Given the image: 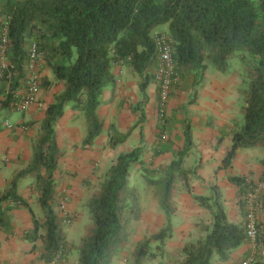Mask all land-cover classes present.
<instances>
[{"label": "trees", "instance_id": "obj_1", "mask_svg": "<svg viewBox=\"0 0 264 264\" xmlns=\"http://www.w3.org/2000/svg\"><path fill=\"white\" fill-rule=\"evenodd\" d=\"M6 18L8 70L0 83V116L16 109L21 102L16 91L25 89L30 43L36 44L53 82L63 87L53 95L38 122L28 163L0 193V231H11L10 212L18 208L28 211L32 229L23 239L33 247L41 242L39 259L43 264L61 263L66 246L60 219L53 210L54 173L59 159L56 124L67 106L79 110L86 125L82 146H91L102 132L103 123L97 115L102 93L113 84L112 70L121 62L138 76L140 100L129 107L136 117L133 126L125 134L111 130L107 147L116 148L137 127L141 135L144 107L148 103L146 90L150 83L156 84L157 59L152 37L156 32L166 34L170 40L179 78L176 88L183 86L189 91L185 106L195 103L208 65L224 74L231 71L232 61L241 64L237 90L239 118L232 122L228 132L230 145L217 171L230 169L239 150L258 149L264 154V0H0V25ZM162 26L166 27L165 32L159 31ZM53 82L41 77L39 90L47 91ZM183 137L182 151L162 168L142 165L143 146L116 156L97 191L88 199L91 228L80 240L76 264H111L127 246L131 224L141 218L139 191L128 180L129 170L136 165L144 187L154 191L165 220L155 233L136 244L128 264H147L157 259L159 264L165 260L169 264H211L213 256L224 263L232 251L247 242L243 221L227 219L222 195L215 185L209 195L192 193L188 182L197 167H181L191 145L187 119ZM23 179L34 184L41 218H35L28 203L17 193ZM177 181L196 205L208 211L211 221L199 225L202 237L186 241L169 254L164 244L172 237L171 219L176 213L172 194ZM229 181L239 187L240 197L246 192L244 178L229 177ZM260 234L264 243L261 230ZM253 264H264V258Z\"/></svg>", "mask_w": 264, "mask_h": 264}, {"label": "crops", "instance_id": "obj_2", "mask_svg": "<svg viewBox=\"0 0 264 264\" xmlns=\"http://www.w3.org/2000/svg\"><path fill=\"white\" fill-rule=\"evenodd\" d=\"M112 74L114 82L103 91L102 104L97 109V115L103 123L102 132L91 146H82L86 125L79 110L67 106L56 124L59 159L54 173L56 186L53 210L59 219L60 211L68 213L73 217L72 220L78 219L77 208L83 200L88 201L116 156L121 153L143 146L144 151L141 156L143 166L158 169L168 165L184 148V120L187 119L191 145L183 156L181 167L186 165L191 168L188 170L197 167L195 175L190 177L188 182L192 193L206 196L210 194V188L215 185L222 195L227 219L232 222H242L243 211L240 199L243 195L240 197L239 187L230 183L229 177L261 180L264 177V154L255 149L239 150L230 169L217 171L230 145L228 132L232 128V122L239 118L237 93L240 84L239 72L234 70L222 74L215 71L204 75V84L198 89L195 103L187 106L185 105L189 99V91L185 96L187 101L186 99L183 101L180 88H174L167 102L164 124L157 117V83H152V95L148 96V103L144 107L145 123L141 128V135L137 127L122 144L110 149L107 147V142L111 130L125 134L133 126L136 117L129 107L140 100L139 78L129 67H114ZM41 77L53 82L51 74L43 64ZM62 89L61 83L53 82L47 91L39 90L34 104L18 106L10 110L12 114H18L19 119L15 126L12 125L9 129L2 124L0 193L6 189L12 176L24 169L28 163L35 133L33 128L37 129L38 122L43 119L53 95L59 94ZM24 90L16 91V95L21 96ZM30 122L36 123L32 127H27L26 124ZM162 134H166L164 139L161 137ZM220 137L223 139L218 144ZM138 168L139 165L134 166L133 171L140 177ZM23 180H27L28 183L19 181L17 193L28 203L33 212L32 205L37 204L34 184L30 179ZM177 182L180 186L176 189L175 184L172 194V202L176 208V213L171 219L174 220L172 237L164 244V249L169 254L179 250L186 241L192 240L190 237L194 233L196 224L201 220H211V215L196 205L190 195L184 191L181 182ZM153 201L152 204L148 203L143 207L144 209L142 208L140 222L145 224L147 220H160V225L163 226L165 218L159 211L155 198ZM33 214L35 218H41V213L33 212ZM9 218L12 223L11 231L9 233L0 231V264H42L39 259L41 242L39 244L37 241L33 247L34 244L23 239L24 234L32 229V218L28 211L22 208L15 209L9 213ZM257 220L259 229L264 235V210L257 214ZM250 251L251 246L246 242L232 251L226 262H219L215 256L211 259V264H237L245 259ZM164 264L169 263L165 260Z\"/></svg>", "mask_w": 264, "mask_h": 264}, {"label": "built area", "instance_id": "obj_3", "mask_svg": "<svg viewBox=\"0 0 264 264\" xmlns=\"http://www.w3.org/2000/svg\"><path fill=\"white\" fill-rule=\"evenodd\" d=\"M26 1V0H18ZM8 20L6 18L0 25V83L4 79L8 70L7 50H8ZM157 59L155 70V79L158 89V120L164 124L166 105L171 91L176 88L179 78L175 71V64L171 56V46L168 36L164 33L156 32L152 35ZM43 64L42 55L38 52L35 43H30L27 49V60L25 63V91L20 96L21 102L18 106H29L34 104L39 93L41 81V66ZM122 66L117 62L114 67ZM4 127L11 128L6 121ZM162 139L165 134H162ZM247 185L246 192L242 196L245 219L243 222L245 237L247 243L251 246L250 254L240 260L237 264H253L258 258H264V243L260 237L258 228L257 214L263 211L264 203V177L259 181H253L251 178L245 179ZM60 220L63 225H70L71 218L68 213L60 211Z\"/></svg>", "mask_w": 264, "mask_h": 264}, {"label": "rangeland", "instance_id": "obj_4", "mask_svg": "<svg viewBox=\"0 0 264 264\" xmlns=\"http://www.w3.org/2000/svg\"><path fill=\"white\" fill-rule=\"evenodd\" d=\"M159 31L165 32L166 27L165 26L160 27ZM240 67H241V64H239V62L237 63V60L231 62V71L237 70V72H239L238 69ZM214 72H215L214 68L211 65H208L207 70H206L204 75H209V74H212ZM205 80H206V77H205ZM151 84L152 83H150L149 86L147 87V91H146L147 96L152 95ZM203 84H204V78L201 82V85H203ZM180 90H181L180 95L182 98H184L183 101H185V99L187 101V98L185 97V96H187V89L183 88V86H180ZM166 107H167V105H166ZM18 119H19L18 114H16V113L12 114L11 111H4V112H2V114L0 116L1 126H2V124L4 126L5 120L8 121L10 126H12V125L15 126L16 122H18ZM84 125H85V122H84ZM33 131H35V133L33 135V138H34L35 134H36V129L33 128ZM165 136H166V134H165ZM253 150L254 149H252V151ZM249 151H251V150H249ZM256 151H260V150L257 149ZM182 169L188 170L191 168L185 165L182 167ZM101 180H102V178H101ZM128 180H129L130 186H134L139 191V193H138L139 194V202H140V207H141V212H142V208L145 205H147L148 203L152 204L154 202L153 201L154 191L151 188L146 189L144 187L143 178L135 175V173L133 171V167H131V169L129 170ZM22 181H25L26 183H28L27 180H22ZM99 184L97 186V189L99 187ZM179 186L180 185L177 182L176 186H175L176 189L179 188ZM97 189L95 190V192L97 191ZM208 195H209V193H208ZM87 202H88L87 200L86 201L83 200L81 205L77 208L76 211L79 214L77 220H72L73 217L70 216V218H71V224L70 225H63L61 223V231H62L63 237L65 238L66 246H65V250H64V255L62 256V261L59 264H76L78 261V246H79L80 240L85 235V233L88 232L91 228L90 215H89L88 210H87ZM155 202H157V201H155ZM54 205L55 204L53 203V207H54ZM241 207H242V211H243V222H244L245 214H244L243 205ZM32 210L34 213L39 212V214H40V210H39V207L37 204L32 205ZM172 221H174V220H172ZM210 221L211 220H201L200 223H198L194 226L195 227L194 233L190 237L192 239V241L202 237V235H203L201 233V231L199 230L200 229L199 225H201V224L208 225L210 223ZM60 222H61V220H60ZM159 225H160V220H147L145 222V224H143V222H140V220L137 222H132L131 227H130L131 229H130V236H129L128 244L125 247V249L119 254V256L111 262V264H128L129 260H130V254L134 250L136 244L140 240H142L143 238H146L149 235L155 233L160 228L161 225L160 226ZM21 226H23V223ZM200 234H201V236H200ZM39 244H40V242H39ZM214 257L215 256H213L212 259ZM147 264H159V259H157L153 262H148Z\"/></svg>", "mask_w": 264, "mask_h": 264}]
</instances>
